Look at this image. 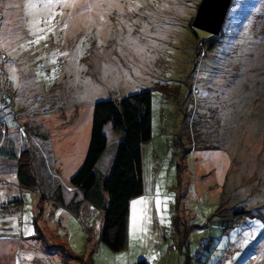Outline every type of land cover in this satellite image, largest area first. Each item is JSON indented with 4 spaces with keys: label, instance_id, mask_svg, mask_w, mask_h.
Instances as JSON below:
<instances>
[{
    "label": "rangeland",
    "instance_id": "374dc122",
    "mask_svg": "<svg viewBox=\"0 0 264 264\" xmlns=\"http://www.w3.org/2000/svg\"><path fill=\"white\" fill-rule=\"evenodd\" d=\"M201 3L0 0V150H30L37 181L23 189L0 156V264H264V0H232L218 36L194 27ZM143 91L146 188L114 252L70 181L95 104Z\"/></svg>",
    "mask_w": 264,
    "mask_h": 264
},
{
    "label": "trees",
    "instance_id": "16d2710c",
    "mask_svg": "<svg viewBox=\"0 0 264 264\" xmlns=\"http://www.w3.org/2000/svg\"><path fill=\"white\" fill-rule=\"evenodd\" d=\"M109 124L120 141L110 172L103 177L97 166L108 147L105 128ZM151 140L150 91L95 104L88 152L70 183L83 193L90 206L103 209L100 240L114 252L126 249L128 244L130 204L133 199L143 195L145 189L142 146ZM1 155L17 161V179L23 189L36 187L37 181L32 170L33 154L30 150H24L20 157L14 151L0 150ZM242 212L239 215L245 214ZM232 231L233 228L228 234ZM139 264L148 263L140 261Z\"/></svg>",
    "mask_w": 264,
    "mask_h": 264
},
{
    "label": "water",
    "instance_id": "95a60500",
    "mask_svg": "<svg viewBox=\"0 0 264 264\" xmlns=\"http://www.w3.org/2000/svg\"><path fill=\"white\" fill-rule=\"evenodd\" d=\"M232 0H202L194 27L218 36L221 33Z\"/></svg>",
    "mask_w": 264,
    "mask_h": 264
},
{
    "label": "snow or ice",
    "instance_id": "6c2138e0",
    "mask_svg": "<svg viewBox=\"0 0 264 264\" xmlns=\"http://www.w3.org/2000/svg\"><path fill=\"white\" fill-rule=\"evenodd\" d=\"M44 6L46 8H52L54 9L56 6H62V7H69V6H73L75 0H42ZM61 15L63 13H60ZM55 13H53L52 15H50L48 17L47 20H45V23H50L52 19H54ZM40 31H43V29H40ZM42 38V37H41ZM3 45L0 44V50H2Z\"/></svg>",
    "mask_w": 264,
    "mask_h": 264
},
{
    "label": "crops",
    "instance_id": "0c3cea01",
    "mask_svg": "<svg viewBox=\"0 0 264 264\" xmlns=\"http://www.w3.org/2000/svg\"><path fill=\"white\" fill-rule=\"evenodd\" d=\"M111 128V130H112V127H110ZM105 134H106V128H105ZM106 136H107V134H106ZM118 136V135H117ZM107 138H108V136H107ZM119 140V137L117 138V141ZM117 151V150H116ZM115 155H116V153L114 154V156H113V158L112 159H110V161L112 160V162H111V165H110V168H109V172H110V169H111V166H112V163H113V161H114V158H115ZM104 156V155H103ZM110 161H109V163H110ZM100 162V161H99ZM97 168H98V166H97ZM143 168H144V166H143ZM99 170V169H98ZM99 172H100V170H99ZM108 172V173H109ZM145 182V181H144ZM145 188H146V184H145ZM77 193H75V195H76ZM65 203V202H64ZM73 203H75V202H73ZM82 203H84V205L82 206ZM67 203H65V205H66ZM70 204H72V203H70ZM76 205H78L79 206V208H80V205H81V207H89L90 205L85 201V199H84V195H83V193H82V198L80 199V201H76V203H75ZM64 205V204H63ZM91 207V206H90Z\"/></svg>",
    "mask_w": 264,
    "mask_h": 264
},
{
    "label": "built area",
    "instance_id": "2783aa9c",
    "mask_svg": "<svg viewBox=\"0 0 264 264\" xmlns=\"http://www.w3.org/2000/svg\"><path fill=\"white\" fill-rule=\"evenodd\" d=\"M229 232H230V230H229Z\"/></svg>",
    "mask_w": 264,
    "mask_h": 264
}]
</instances>
